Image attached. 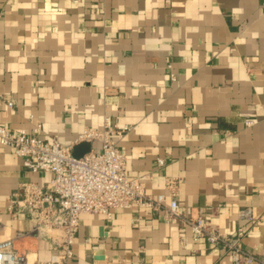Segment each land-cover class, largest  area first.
I'll use <instances>...</instances> for the list:
<instances>
[{"label":"crops","instance_id":"1","mask_svg":"<svg viewBox=\"0 0 264 264\" xmlns=\"http://www.w3.org/2000/svg\"><path fill=\"white\" fill-rule=\"evenodd\" d=\"M105 115L131 126L117 144L130 176L150 173L148 194L180 177V213L244 227L264 261V0H0V125L30 131L33 116L41 138L74 146ZM51 178L0 145V240L31 229L7 209L19 184ZM245 207L252 219L238 218ZM46 233L13 238L28 264L53 254L58 232ZM189 233L163 211L82 214L68 263L231 264L204 239L182 246Z\"/></svg>","mask_w":264,"mask_h":264},{"label":"built area","instance_id":"2","mask_svg":"<svg viewBox=\"0 0 264 264\" xmlns=\"http://www.w3.org/2000/svg\"><path fill=\"white\" fill-rule=\"evenodd\" d=\"M74 1V0H72ZM170 68V66H169ZM170 78H175L170 72ZM8 106L10 99L2 98ZM30 131L24 128L12 130L0 125V145L9 147L21 157L25 168L33 172H49L52 178L47 183L23 181L9 199L7 206L11 215L26 210L31 220L28 232H17L13 238L30 233L51 235L53 254L48 260H36L33 264H69L72 246L82 214H103L111 218L116 208H146L163 211L167 221L178 218L181 226H188L189 236L179 234V241L185 246L188 237L193 241L204 239L210 245L220 246L231 259V264H251L259 259L242 244L244 227L237 226L233 235L222 232L209 218L201 215L184 216L179 211L177 196L182 179L165 177L164 192L152 196L146 191L143 176H130L126 169V155L118 147V140L131 130L129 124L111 122L103 118L102 128L85 127L74 144L82 141L91 143L89 152L80 157L72 155L73 145H64L56 138L44 140L40 137L42 122L30 116ZM252 122L247 121L250 125ZM223 141V138H221ZM97 144V147L93 145ZM157 167L165 164L164 158H157ZM239 219H252L249 207L238 211ZM140 215L133 218L134 226L139 224ZM13 238L0 240V264H28L26 254L13 245Z\"/></svg>","mask_w":264,"mask_h":264},{"label":"water","instance_id":"3","mask_svg":"<svg viewBox=\"0 0 264 264\" xmlns=\"http://www.w3.org/2000/svg\"><path fill=\"white\" fill-rule=\"evenodd\" d=\"M91 149V143L88 141H82L72 147V155L74 157H80L83 154L89 152Z\"/></svg>","mask_w":264,"mask_h":264},{"label":"rangeland","instance_id":"4","mask_svg":"<svg viewBox=\"0 0 264 264\" xmlns=\"http://www.w3.org/2000/svg\"><path fill=\"white\" fill-rule=\"evenodd\" d=\"M119 147V146H118Z\"/></svg>","mask_w":264,"mask_h":264}]
</instances>
